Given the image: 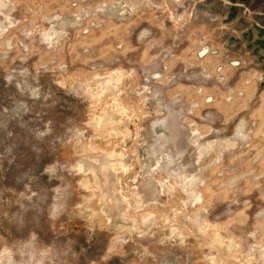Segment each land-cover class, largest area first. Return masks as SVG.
I'll return each instance as SVG.
<instances>
[{
    "label": "rangeland",
    "instance_id": "374dc122",
    "mask_svg": "<svg viewBox=\"0 0 264 264\" xmlns=\"http://www.w3.org/2000/svg\"><path fill=\"white\" fill-rule=\"evenodd\" d=\"M0 264H264V0H0Z\"/></svg>",
    "mask_w": 264,
    "mask_h": 264
}]
</instances>
